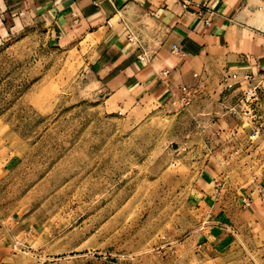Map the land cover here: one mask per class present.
<instances>
[{
  "label": "rangeland",
  "instance_id": "obj_1",
  "mask_svg": "<svg viewBox=\"0 0 264 264\" xmlns=\"http://www.w3.org/2000/svg\"><path fill=\"white\" fill-rule=\"evenodd\" d=\"M87 54L84 43H56L44 21L0 40V214L15 264H215L186 246L205 219L194 182L211 155L219 163L208 190L264 178V78L228 74L221 85L236 87L215 91L218 104L182 93L119 106ZM223 113L258 132L220 136L238 124L215 120Z\"/></svg>",
  "mask_w": 264,
  "mask_h": 264
},
{
  "label": "crops",
  "instance_id": "obj_2",
  "mask_svg": "<svg viewBox=\"0 0 264 264\" xmlns=\"http://www.w3.org/2000/svg\"><path fill=\"white\" fill-rule=\"evenodd\" d=\"M35 21L49 23L62 46L86 45L89 69L119 106L182 93L193 104H218L215 91L236 87L221 85L228 74L230 81L237 73L264 72V0H0V40L16 25ZM242 118L223 113L215 119L238 122L220 136L248 137ZM233 147L250 151L254 145ZM217 160L211 155L199 166L194 185L205 219L186 246L193 242L196 255L215 264H264V178L233 191L227 184L208 190ZM12 234L0 214V264L17 262Z\"/></svg>",
  "mask_w": 264,
  "mask_h": 264
},
{
  "label": "built area",
  "instance_id": "obj_3",
  "mask_svg": "<svg viewBox=\"0 0 264 264\" xmlns=\"http://www.w3.org/2000/svg\"><path fill=\"white\" fill-rule=\"evenodd\" d=\"M207 22H209V19H206ZM174 48L176 50H181L180 46L178 44H174ZM245 77L248 79V82L254 81V79H256V77H261L264 78V72L260 73V74H253V73H246ZM259 87V84H256L254 87L250 88V92L251 94L248 95V97L246 98L247 101L253 102L256 98H257V89ZM187 87H184V90H187ZM247 113V112H246ZM258 131L254 130L250 136H254V133H256Z\"/></svg>",
  "mask_w": 264,
  "mask_h": 264
}]
</instances>
